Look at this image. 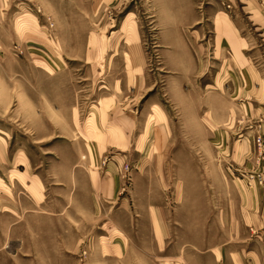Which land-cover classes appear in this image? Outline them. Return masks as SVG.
I'll return each instance as SVG.
<instances>
[{"label": "rangeland", "instance_id": "rangeland-1", "mask_svg": "<svg viewBox=\"0 0 264 264\" xmlns=\"http://www.w3.org/2000/svg\"><path fill=\"white\" fill-rule=\"evenodd\" d=\"M188 3L205 24L217 10L246 21L248 53L264 69L257 12L264 0ZM170 9L167 0H0V264H214L212 253L195 249L191 229L204 167L207 184L215 180L208 172L212 144L196 119L203 86L194 73L182 85L185 38L198 28L167 29ZM127 17L136 30L134 55ZM189 63L197 65L195 58ZM43 96L58 103L62 124L51 121L54 107L37 114ZM152 105L168 118L169 139L156 134ZM88 143L95 144L92 155ZM251 173L263 181L247 185L264 190V173ZM100 174L115 176L113 191L94 189V179L107 183ZM159 200L174 206L189 231L177 234L181 248L189 242L179 258L152 245L146 210ZM82 212L105 219H92L80 237L75 221Z\"/></svg>", "mask_w": 264, "mask_h": 264}, {"label": "crops", "instance_id": "crops-1", "mask_svg": "<svg viewBox=\"0 0 264 264\" xmlns=\"http://www.w3.org/2000/svg\"><path fill=\"white\" fill-rule=\"evenodd\" d=\"M167 1L171 8L163 17L169 21L167 29L193 26L198 28L185 38L188 45L186 54H189L185 55L187 71L184 76L185 69H180L183 71L179 77H185L182 81V85H185L187 77L194 73L198 76L199 86H203V97L199 100L196 119L205 133L204 138L212 144L210 155L214 159L212 170L208 169V172L213 173L214 185H211V181L207 184L205 180L206 167L203 166L204 170L201 171L204 173L200 177L204 196L198 200L196 226L191 228L197 237L193 244L198 245L195 249L203 255L212 253L214 264L220 263L224 251L229 253L228 264H264V190L258 188V185H247V173H264V69L257 66L248 53L249 45L253 41L243 33L246 21L242 25V19H236L232 12L217 10L211 22L205 24L193 12L194 7L188 3L190 0H186L189 5L186 7L181 4L183 0ZM257 12L264 20V8L257 6ZM124 34L134 55L138 50L137 36L134 22L129 17L125 19ZM195 46L202 54L195 55ZM166 57L168 59L170 55ZM193 58L196 59L195 68L189 63ZM175 71L176 69L173 72L176 73ZM174 79L175 77L173 81ZM54 90L56 91V86ZM42 101L40 109L35 105L40 110L37 114L43 115L41 110H53L54 107L55 113H51L55 118L51 121L55 125L62 124L58 103L53 99V105H48L44 96ZM94 107L100 115L98 106L89 105L93 111ZM152 108L159 118L157 121L153 120L156 123V134L160 139H169L171 128L168 118H164L165 114L160 106L152 105ZM161 134L165 137L161 138ZM257 136L261 137L259 148L255 143ZM119 138L114 141H120ZM88 145L92 155L95 144ZM78 166L81 167L76 163L73 167ZM101 176L103 181L104 176ZM104 181L107 183L98 182V178L94 179V189L103 192L109 185L113 191L117 186L113 174L105 176ZM208 186L211 188L210 192ZM176 205L178 208V204ZM174 211V206L162 200L150 203L146 210L155 236L152 245L157 253L161 250L169 251L171 254L167 259H173L174 254L179 258L183 249L189 246V242H185L181 248L176 242L178 232L189 231L175 218ZM76 217L75 235L80 237L82 228L92 224V219L98 217L102 222L105 219L99 213L97 216V213L87 212ZM127 246L129 244L126 242L120 251Z\"/></svg>", "mask_w": 264, "mask_h": 264}, {"label": "built area", "instance_id": "built-area-1", "mask_svg": "<svg viewBox=\"0 0 264 264\" xmlns=\"http://www.w3.org/2000/svg\"><path fill=\"white\" fill-rule=\"evenodd\" d=\"M256 142H257L258 146L261 145V137H260V136H257V137H256ZM254 180H255L256 182H259V183L261 184L262 181H263V176H262V174H260V173H251L250 175H248L249 185H251L250 182H252V181H254Z\"/></svg>", "mask_w": 264, "mask_h": 264}]
</instances>
